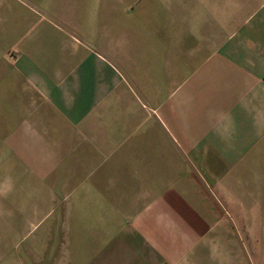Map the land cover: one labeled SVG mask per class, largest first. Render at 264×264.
<instances>
[{"label":"crops","instance_id":"0c3cea01","mask_svg":"<svg viewBox=\"0 0 264 264\" xmlns=\"http://www.w3.org/2000/svg\"><path fill=\"white\" fill-rule=\"evenodd\" d=\"M249 45L264 0H0V253L46 217L90 240L85 264H240L193 174L225 175L264 121L244 132L219 110L226 63L257 75ZM208 79L200 123L161 102Z\"/></svg>","mask_w":264,"mask_h":264},{"label":"rangeland","instance_id":"374dc122","mask_svg":"<svg viewBox=\"0 0 264 264\" xmlns=\"http://www.w3.org/2000/svg\"><path fill=\"white\" fill-rule=\"evenodd\" d=\"M239 55L256 57L257 75L244 78L238 72L242 67L240 61L226 63L224 89L220 95L225 100V108L219 110L226 123L230 120L247 132L252 129L249 125L264 120V47H241ZM214 80H203L205 93L193 94L191 98L183 94L185 80H181L175 91L161 97V102L176 99L177 104L190 106L193 109L190 121L200 123L207 104L214 108V101H218L216 94L206 93L208 88H214ZM260 126H256L255 137L246 133L249 141L241 144L234 158L225 157V175L220 171L205 176L203 170L196 168L193 174L197 184L205 186L209 193L207 200L217 223L215 229L223 232L226 248L233 249L234 259L240 264H264V121ZM227 128L225 126V130ZM175 136L179 140L183 137L182 128H177ZM55 227V223L46 224V217L23 224L17 237L0 253L1 264L87 263L90 240L57 239Z\"/></svg>","mask_w":264,"mask_h":264}]
</instances>
